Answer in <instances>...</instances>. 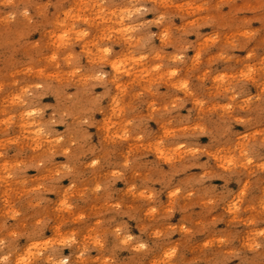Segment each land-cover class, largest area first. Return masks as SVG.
Returning <instances> with one entry per match:
<instances>
[{
	"label": "clouds",
	"instance_id": "9594fccd",
	"mask_svg": "<svg viewBox=\"0 0 264 264\" xmlns=\"http://www.w3.org/2000/svg\"><path fill=\"white\" fill-rule=\"evenodd\" d=\"M0 264H264V0H0Z\"/></svg>",
	"mask_w": 264,
	"mask_h": 264
}]
</instances>
